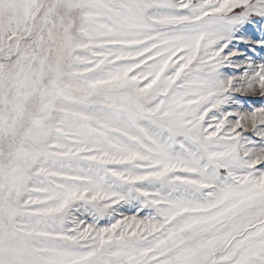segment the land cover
Instances as JSON below:
<instances>
[{
	"label": "snow or ice",
	"instance_id": "1",
	"mask_svg": "<svg viewBox=\"0 0 264 264\" xmlns=\"http://www.w3.org/2000/svg\"><path fill=\"white\" fill-rule=\"evenodd\" d=\"M248 12L0 0V264H264V107L216 76Z\"/></svg>",
	"mask_w": 264,
	"mask_h": 264
},
{
	"label": "rangeland",
	"instance_id": "2",
	"mask_svg": "<svg viewBox=\"0 0 264 264\" xmlns=\"http://www.w3.org/2000/svg\"><path fill=\"white\" fill-rule=\"evenodd\" d=\"M243 19L239 23L230 26L224 32V39L220 46L227 44L224 55L228 59L222 61L217 69V79L227 83L233 80L232 90L225 94L226 103L220 112H251L259 107H264V97L245 96L236 92L252 80L255 72L264 65V15L252 12L241 13ZM235 53V55H233ZM219 115V113H218ZM233 116L231 119L235 120ZM264 134V126L256 133H245L244 141L248 147L259 149L264 147V142L256 143L254 136Z\"/></svg>",
	"mask_w": 264,
	"mask_h": 264
},
{
	"label": "clouds",
	"instance_id": "3",
	"mask_svg": "<svg viewBox=\"0 0 264 264\" xmlns=\"http://www.w3.org/2000/svg\"><path fill=\"white\" fill-rule=\"evenodd\" d=\"M240 89L242 90V94L245 95H264V89L258 88L254 77L246 84V86Z\"/></svg>",
	"mask_w": 264,
	"mask_h": 264
}]
</instances>
